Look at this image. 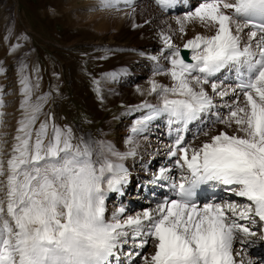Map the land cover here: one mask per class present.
Instances as JSON below:
<instances>
[{
	"label": "snow or ice",
	"instance_id": "1",
	"mask_svg": "<svg viewBox=\"0 0 264 264\" xmlns=\"http://www.w3.org/2000/svg\"><path fill=\"white\" fill-rule=\"evenodd\" d=\"M121 2L132 0H102V6ZM157 3L167 9L175 0ZM177 22L184 35L185 22H198L214 34L198 32L183 44L190 63L172 36L161 33L170 67L157 74L170 76L172 84L150 81L148 94L158 103L136 106L149 111L131 129L138 134L164 114L180 126L169 155L176 157L181 175L177 180L166 175L170 169L159 172L171 180L175 198L165 197L155 209L125 219L121 207L108 219L107 194L121 191L128 178L117 161L135 151L118 153L110 144L86 141L70 126L58 125L44 113L48 94L36 95L40 77L33 83L22 63V114L7 153L6 134L0 133V264H112L129 237L141 249L151 242L154 252L142 257L143 264H255L237 259L234 245L251 243L257 235L252 225H264V0H202ZM224 69L235 71L236 86L229 91L211 82V90L221 98L236 97L225 105L226 116H216L231 134L204 131L207 139L199 146L186 144L179 133L216 107L205 86ZM3 107L0 89V125ZM126 142L132 144V136ZM204 185L227 186L241 199L200 205L196 193Z\"/></svg>",
	"mask_w": 264,
	"mask_h": 264
},
{
	"label": "rangeland",
	"instance_id": "2",
	"mask_svg": "<svg viewBox=\"0 0 264 264\" xmlns=\"http://www.w3.org/2000/svg\"><path fill=\"white\" fill-rule=\"evenodd\" d=\"M132 1V6L125 11L122 3L103 7L102 0H0V57L5 56L2 65L8 75L6 84L0 79V87L5 85L6 90H12L3 93V97L11 99L10 111L16 110L22 94L17 93L21 84L13 75L15 71L20 75L18 66L22 63L27 65L26 71L33 83L37 75L40 77L36 95L48 94L45 114L50 112L60 126H70L76 137H83L86 141H106L116 148V152L120 146L124 151H131L141 144L139 156L152 164L144 172H150L155 170L153 161L158 157L155 158L154 151L146 147L147 143L150 144L148 139H158L160 147L165 148H171L170 141L157 138L156 133L150 134L154 127L149 126L138 134H133L131 127L135 125V115L149 111L136 106L145 101L154 105L158 103L155 94H148L150 81L155 79L160 84H172L170 76L157 74L170 67L167 59L170 52L165 48L161 33L171 35L173 42L180 47L198 32L203 35L214 33L198 22H185L186 35L179 31L178 19L182 20L201 2H195L190 9L167 14L152 0ZM247 31L249 29H245V33ZM164 51L168 52L167 56ZM211 82L229 91L233 87L213 77L205 86L216 107L222 106L217 109L219 115L226 116L228 109L225 105L233 103L236 97L215 95ZM44 118V115L40 117L41 120ZM202 121V126L189 131L184 139L186 144L199 146L207 139L204 131L213 134L220 130L232 132L224 129L216 119L207 121L203 118ZM157 123L161 127L158 120ZM4 131L0 130V133ZM5 132L9 133L4 139L7 141L6 151L13 143V132ZM128 134L137 136L132 144L126 142ZM169 149L157 151L163 155L159 160H169ZM124 158L127 161L124 163L133 169L136 155ZM141 164L146 167L145 163ZM159 167L160 162L156 169ZM134 172L141 173L138 169ZM143 181L139 180V183ZM137 192L144 191L132 194L138 195ZM140 199L145 201L143 196ZM117 201L110 202L108 207L118 205ZM110 212L106 214L109 216Z\"/></svg>",
	"mask_w": 264,
	"mask_h": 264
},
{
	"label": "bare ground",
	"instance_id": "3",
	"mask_svg": "<svg viewBox=\"0 0 264 264\" xmlns=\"http://www.w3.org/2000/svg\"><path fill=\"white\" fill-rule=\"evenodd\" d=\"M121 3L124 6L123 8L125 9V11L129 10V8L132 4L131 3L129 5L126 3L123 4V2H121ZM136 6H134L133 8H135ZM225 80H226V78H225ZM214 104L216 105V103H214ZM151 122L157 124L156 120H154V119L151 120ZM155 127H158V125H155ZM129 133H131V132H129ZM128 135H129V137L132 136L133 139L137 137V136H134L131 134H128ZM148 140L150 141V144L147 143L146 147L150 148L151 150L154 151V157L155 158L158 157L157 161H155V160L153 161V164H156V163L158 164L160 162V167L157 169L158 171L156 172V171H153L151 169L150 175L149 176L146 175L149 178V179L146 178L144 180L147 187L139 188L144 182L141 184L138 183L136 186H133V185L130 186V188L132 190L134 189L133 192L138 191V190H143L144 191L143 193L141 192L139 194V192H137L138 195H136V193H135V194H132V195L127 196L125 198H122L121 200L118 199V201H117L118 205L113 206L112 208H108L106 205V210H107L106 213L108 214L109 211L111 210L109 216L106 214L108 219H111L112 214L114 212H116L121 207H123L125 209L121 218L125 219L128 216H136L137 214H141L145 210L155 209L156 205L158 203H160L165 197H167L169 199L175 198V194L170 188L171 180L161 178L159 175V172H160L161 168L170 169L171 171L168 172L166 175H168L169 177H174L178 180L180 175H181V172L179 169H177L175 167L176 157L170 156L169 160L165 161V162H164V159L159 160V158L163 157V155L159 154L157 151H166L170 147L169 148L168 147L167 148L160 147L159 143L157 142L158 139L156 140V139L150 137ZM146 142H148V141H146ZM104 143H106V141ZM173 145L174 144H172V146ZM142 147L143 146H141V144H140V147L138 146L139 149H141ZM138 148L134 149L135 155H136V158H135L136 160L133 161V166H132V167H134V171L136 169H139L138 167L140 166L141 162H144L147 159V158L145 159L143 156H141V157L139 156L140 152H138ZM115 149L116 148H114V150ZM129 151H124L123 147H121V146L117 150L118 153H128ZM126 156H130V155H126ZM113 159H115V158H113ZM124 160H125V158L123 160H119L117 162L122 163L123 165H126V163H124ZM147 173H149V171H147ZM156 177H158V178H156ZM127 184H130L129 180H127V183L125 184V186H127ZM226 187L227 186H223V187H221L220 191L211 193L210 202H212V201L220 202V201L225 200V199H237V200L241 199V198L231 196V194L226 190ZM148 189L153 191L152 193H149V195L147 194ZM140 196H143L145 198V201L141 200ZM138 243H139L138 240H133L131 237H129L127 243L118 249V252H117V254L113 260L116 261L117 264H143L142 257L145 255H149L152 252H154V248H153L151 242L149 243V245H147L143 249L137 247ZM247 245L241 244L239 242H237L234 245L235 251L240 253V256L237 257V259L251 258L255 262V264H264V255L261 254L258 249H248ZM137 253H140V255H137Z\"/></svg>",
	"mask_w": 264,
	"mask_h": 264
},
{
	"label": "water",
	"instance_id": "4",
	"mask_svg": "<svg viewBox=\"0 0 264 264\" xmlns=\"http://www.w3.org/2000/svg\"><path fill=\"white\" fill-rule=\"evenodd\" d=\"M181 49H182L181 54H182L185 58H188V50H183V48H181Z\"/></svg>",
	"mask_w": 264,
	"mask_h": 264
}]
</instances>
